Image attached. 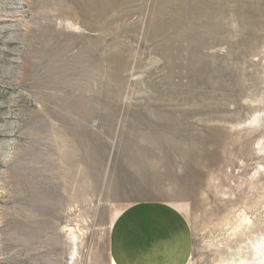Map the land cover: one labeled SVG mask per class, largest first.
Returning <instances> with one entry per match:
<instances>
[{
  "label": "rangeland",
  "instance_id": "1",
  "mask_svg": "<svg viewBox=\"0 0 264 264\" xmlns=\"http://www.w3.org/2000/svg\"><path fill=\"white\" fill-rule=\"evenodd\" d=\"M144 201L264 264V0H0V264H113Z\"/></svg>",
  "mask_w": 264,
  "mask_h": 264
},
{
  "label": "crops",
  "instance_id": "2",
  "mask_svg": "<svg viewBox=\"0 0 264 264\" xmlns=\"http://www.w3.org/2000/svg\"><path fill=\"white\" fill-rule=\"evenodd\" d=\"M193 232L186 215L163 201L130 205L115 219L109 238L113 264H190Z\"/></svg>",
  "mask_w": 264,
  "mask_h": 264
},
{
  "label": "bare ground",
  "instance_id": "3",
  "mask_svg": "<svg viewBox=\"0 0 264 264\" xmlns=\"http://www.w3.org/2000/svg\"><path fill=\"white\" fill-rule=\"evenodd\" d=\"M103 2V1H102ZM105 2V1H104ZM98 3V2H97ZM107 3V2H106ZM95 7V6H94ZM99 8V7H98ZM110 9V8H109ZM97 10H99V9H97ZM100 11V10H99ZM70 231V240H71V242L72 243H76L77 242V237H76V235L71 231V230H69ZM74 250V252H73V256H75V254H76V247L73 249ZM74 258V257H73Z\"/></svg>",
  "mask_w": 264,
  "mask_h": 264
}]
</instances>
